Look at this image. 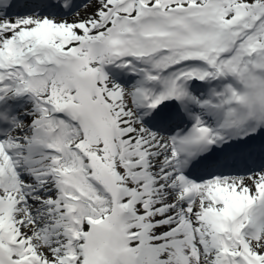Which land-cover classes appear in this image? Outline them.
<instances>
[{"label":"snow or ice","instance_id":"6c2138e0","mask_svg":"<svg viewBox=\"0 0 264 264\" xmlns=\"http://www.w3.org/2000/svg\"><path fill=\"white\" fill-rule=\"evenodd\" d=\"M0 264H264V0H0Z\"/></svg>","mask_w":264,"mask_h":264}]
</instances>
